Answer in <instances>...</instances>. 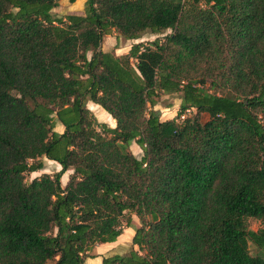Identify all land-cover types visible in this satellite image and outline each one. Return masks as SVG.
Masks as SVG:
<instances>
[{
	"label": "trees",
	"instance_id": "16d2710c",
	"mask_svg": "<svg viewBox=\"0 0 264 264\" xmlns=\"http://www.w3.org/2000/svg\"><path fill=\"white\" fill-rule=\"evenodd\" d=\"M131 216L100 264H264V0H0V264H83Z\"/></svg>",
	"mask_w": 264,
	"mask_h": 264
},
{
	"label": "rangeland",
	"instance_id": "374dc122",
	"mask_svg": "<svg viewBox=\"0 0 264 264\" xmlns=\"http://www.w3.org/2000/svg\"><path fill=\"white\" fill-rule=\"evenodd\" d=\"M69 13L70 14H72V13L81 14L82 13L81 2H75L72 4H68L65 2H62L61 4L58 3L57 8H55V11H51V14L53 16H56V17H63L64 15L69 14ZM166 33H168V31H166ZM110 37H111V39L109 41L110 43H107V41L104 40V37L102 38L100 49L102 51L109 50V52L112 53L114 56L122 58L126 55L130 45H132L134 43H139V42L146 44V43L152 41L155 37H161V36L160 35L154 36V35L144 34L138 40H124L121 37H116L113 34L110 35ZM129 63L133 64L134 62H133V60L130 59ZM178 103H179V100L177 99V97L175 95H161L158 99L157 104L153 107V109L158 112L159 120H161V121L162 120H168V119H171L175 116V113H176L177 108H178ZM85 107L90 111V113L93 115V117L95 118V120L97 122L104 123L109 127L114 126V121L110 118V116L107 113H105L97 105H94L91 102H85ZM190 112L191 111L187 112L186 114H189ZM100 113L101 114L103 113L104 115L108 116L109 119H106V117L102 116ZM207 118L208 117L206 114H200L199 121L201 123H203L207 120ZM56 123H54V127H56ZM129 151L131 152V154L135 158H139L141 156V151H140L139 147L134 142H131L129 144ZM41 160H42V169H40L37 172L25 174L24 175V182L28 183L31 179L38 177L43 173L51 175L60 169L59 165L55 162L48 161L44 158H41ZM70 173H71V171H67L61 176V178H60V186L61 187L64 186V184L67 180V177L69 176ZM131 219L133 220V224L130 223L129 228L125 229L124 225L122 224V233H124L123 236H125V237H127L129 230H133V228L138 226L137 219L134 216H131ZM247 225H248V229L251 232H258L259 230H261V227H262L259 224V222L254 220V219H248ZM125 237H123V239H122L123 242H126L125 251H129V249L131 247L130 240L125 238ZM248 251L251 255L258 253L256 246H254L251 242L248 243ZM88 254L94 255L92 250ZM88 259H92V258H88ZM88 259L87 258L84 259L83 264H88Z\"/></svg>",
	"mask_w": 264,
	"mask_h": 264
},
{
	"label": "crops",
	"instance_id": "0c3cea01",
	"mask_svg": "<svg viewBox=\"0 0 264 264\" xmlns=\"http://www.w3.org/2000/svg\"><path fill=\"white\" fill-rule=\"evenodd\" d=\"M63 1H59L58 3H62ZM76 2H81V1H76ZM75 3V2H74ZM57 8V7H56ZM52 11H55V8L52 9ZM111 37L110 36H105L104 40L107 41V43H110ZM114 39V38H113ZM106 52H109L107 50ZM101 114V113H100ZM102 116L106 117V119H109L108 116L104 115L103 113L101 114ZM110 121V120H109ZM54 132L57 134H60L63 130L62 126H60L58 123H56V127L53 128ZM131 223L133 224V220L131 219ZM124 233H121L114 242L111 243H104L100 245H96L93 247L92 251L94 253V257L92 259H88V264H100L101 258L102 257H107L111 255H122L125 254L127 251L126 249V242H123V236ZM133 235V230H129L127 234V239L130 240L131 236Z\"/></svg>",
	"mask_w": 264,
	"mask_h": 264
},
{
	"label": "built area",
	"instance_id": "2783aa9c",
	"mask_svg": "<svg viewBox=\"0 0 264 264\" xmlns=\"http://www.w3.org/2000/svg\"><path fill=\"white\" fill-rule=\"evenodd\" d=\"M180 118H182V117H180Z\"/></svg>",
	"mask_w": 264,
	"mask_h": 264
}]
</instances>
